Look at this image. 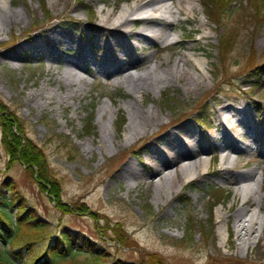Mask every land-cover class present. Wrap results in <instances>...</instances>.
I'll use <instances>...</instances> for the list:
<instances>
[{
  "label": "rangeland",
  "instance_id": "1",
  "mask_svg": "<svg viewBox=\"0 0 264 264\" xmlns=\"http://www.w3.org/2000/svg\"><path fill=\"white\" fill-rule=\"evenodd\" d=\"M53 1L2 0L4 6L23 11L25 19L0 31V101L15 113L26 136L44 153L59 182L62 205L37 185L20 162L7 164L0 128V235H6L0 237L2 264H153L147 253L159 254L162 264H264V240L260 245L240 247L234 222L220 221L221 215L233 214L241 198L234 199L233 185L220 181L211 168L196 177L191 171L173 194L166 190L161 197L155 198L147 183V172L153 171L151 145L168 132L189 122L194 131L208 134L217 121L215 110L224 100L252 108L247 98L264 103V16L254 21L249 2L236 0L217 25L206 18L201 0H190L187 14H177L173 6L178 22L169 30L171 38L166 43L175 42L166 47L154 42L143 51L140 64L129 70L142 72L157 56L173 60L184 52L204 77L200 90L185 91L182 82L173 78L150 86L140 96L118 82L116 75L94 73V65L87 62L81 74L90 83L76 96L57 102L65 87L57 89L51 79L62 64L55 56L48 60L46 53L29 49V38L57 25L70 30L95 53L87 23L93 21L97 9L103 7L112 16L132 6L133 0H61L56 8L51 6ZM257 1L264 11V0ZM228 30L234 32L232 49L221 55L218 41ZM19 46L23 50L18 54ZM69 52L76 54L77 49ZM41 85L54 89L51 104L40 106L28 100L27 94ZM133 95L138 102L131 100ZM101 105L106 107L104 114ZM130 106L151 107L160 120L127 139ZM87 112L93 116L88 134L82 130ZM104 129L107 142L100 146L97 140ZM198 152L206 160L213 157L216 165L222 151L210 147ZM259 161L260 165L263 161L264 191V157ZM129 163L136 171L120 177ZM8 186L16 189L14 195L27 206L23 219ZM212 188L224 191L227 199L209 210L206 195ZM247 206L257 208L251 201ZM56 238L63 255L50 257L48 253L41 258Z\"/></svg>",
  "mask_w": 264,
  "mask_h": 264
},
{
  "label": "bare ground",
  "instance_id": "2",
  "mask_svg": "<svg viewBox=\"0 0 264 264\" xmlns=\"http://www.w3.org/2000/svg\"><path fill=\"white\" fill-rule=\"evenodd\" d=\"M60 1L54 0L51 6L56 8ZM189 4L190 0H133L132 6L124 7L112 16L99 7L93 21L87 23L93 33L90 46L95 53L80 44L70 30L59 29L57 25L37 37H30L29 49L46 53L48 60L55 56L61 62L62 69L51 80L57 89L63 84L65 90L56 97L54 89L41 85L27 94L28 100L38 101L42 106L51 104L55 97L57 102H62L76 96L90 83L81 74L87 69V62L94 65V73L116 75L118 82L125 83L140 96L150 86H159L173 78L182 82L185 91L200 90L204 77L184 52H178V57L173 60L169 56H157L142 72L129 70L140 64L143 51L154 42L162 47L175 42L171 39L166 43L171 38L169 30L178 22L176 12L187 14ZM24 19L23 11L4 6L0 0V31L5 25ZM72 48L77 49L76 54L69 52ZM22 50L23 46H19L16 53ZM131 100L139 101L137 95ZM245 101L254 108L244 102H219L215 110L217 121L208 134L194 131L189 122L168 132L151 145L149 161L153 171L147 172V183L153 188L155 198L161 197L166 190L173 194L182 182L187 181L191 171H195L196 177L206 173V168H211L220 181L233 185L234 199L241 198V204L232 215H221L220 221L226 224L231 219L234 222L235 235L243 248L260 245L264 240L263 161L259 164V158L264 157V103L250 98ZM129 109L127 139L160 120L159 113L151 107L130 106ZM100 111L106 112L105 105H101ZM106 136L104 129L97 140L100 146L107 142ZM210 147L222 151L216 165L212 164L213 157L206 160L199 155V149L208 151ZM134 171L136 167L129 163L121 169L120 177L130 176ZM248 201L256 203L257 208L249 209Z\"/></svg>",
  "mask_w": 264,
  "mask_h": 264
},
{
  "label": "trees",
  "instance_id": "3",
  "mask_svg": "<svg viewBox=\"0 0 264 264\" xmlns=\"http://www.w3.org/2000/svg\"><path fill=\"white\" fill-rule=\"evenodd\" d=\"M236 0H201V6L203 8V13L206 18L217 25H221V20L225 18L224 14L232 8L233 3ZM251 6V14L250 17L254 19V21H258L264 16V11L260 10V3L257 0H245V3H248ZM260 17H259V13ZM234 32L228 30L227 32L222 33L218 41V52L221 55H224L232 49ZM223 61L222 58L219 59L221 63ZM264 67V63L262 65ZM249 68L250 70L255 69V64L252 56L249 58ZM86 120L82 124V130L84 133H90L92 128L90 127L93 121V116L91 113H86ZM122 121L118 123V129H121ZM121 125V126H120ZM0 128H1V143L8 157V165L12 162L18 161L23 166H25L27 172L32 178L35 180L37 185L42 189L50 192V195L53 197L54 201L58 204V206H62L60 204V190H59V182L54 176V173L49 168L48 162L42 150L30 140L23 131L21 126L20 119L15 115L14 112L10 111L5 105L0 101ZM10 192L17 193L16 189L13 186L7 187ZM209 203V210H213V208L219 205L221 202H225L227 199V195H225L224 191L219 188H212L208 194L206 195ZM12 200L15 201L18 209H22V217L23 219L27 214V206L24 203L22 197L17 196L16 194L13 196ZM186 202V200H185ZM116 232H120L123 234V231L117 230ZM6 235H0L3 239ZM123 237V236H122ZM59 240L56 238L53 243L48 245V249L45 253H42L41 258H46L47 254L51 255H59L62 251L58 247ZM148 261L153 264H162L159 254L157 253H147ZM40 258V259H41ZM0 259V264H2ZM220 263V262H219ZM46 264H50V262H46Z\"/></svg>",
  "mask_w": 264,
  "mask_h": 264
}]
</instances>
